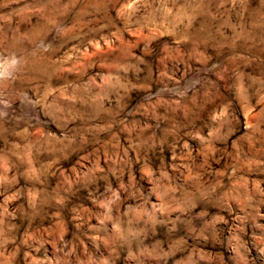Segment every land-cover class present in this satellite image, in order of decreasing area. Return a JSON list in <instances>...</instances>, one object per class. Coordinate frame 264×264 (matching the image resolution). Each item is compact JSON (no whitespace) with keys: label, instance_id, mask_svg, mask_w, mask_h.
Returning a JSON list of instances; mask_svg holds the SVG:
<instances>
[{"label":"clouds","instance_id":"1","mask_svg":"<svg viewBox=\"0 0 264 264\" xmlns=\"http://www.w3.org/2000/svg\"><path fill=\"white\" fill-rule=\"evenodd\" d=\"M0 264H264V0H0Z\"/></svg>","mask_w":264,"mask_h":264}]
</instances>
